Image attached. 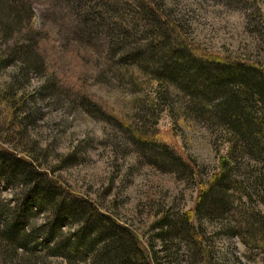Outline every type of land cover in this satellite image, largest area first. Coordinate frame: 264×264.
<instances>
[{"label":"rangeland","instance_id":"rangeland-1","mask_svg":"<svg viewBox=\"0 0 264 264\" xmlns=\"http://www.w3.org/2000/svg\"><path fill=\"white\" fill-rule=\"evenodd\" d=\"M133 19L135 28L127 24ZM159 20L199 55L264 68V0H1L0 29H14L15 38L0 34V149L33 161L66 195L131 230L144 253L157 252L162 264H205L184 235L165 243L170 253L162 251L152 226L185 214L198 224L201 184L218 171L229 135L217 122L195 117L177 88L122 68L121 55L133 50L140 60L152 52ZM24 45L40 54L30 60L39 73L18 54ZM139 137L163 138L196 173L188 176ZM238 162L235 175L242 178L244 160ZM21 187L2 186L0 198L28 206ZM44 219L36 216L35 225ZM77 229L73 223L64 233L72 237ZM202 231L211 264H264V254L227 236L225 224L204 219ZM37 249L24 260L34 255L39 264H63ZM96 250L81 264H96Z\"/></svg>","mask_w":264,"mask_h":264},{"label":"trees","instance_id":"trees-1","mask_svg":"<svg viewBox=\"0 0 264 264\" xmlns=\"http://www.w3.org/2000/svg\"><path fill=\"white\" fill-rule=\"evenodd\" d=\"M135 22L133 19L127 24L135 28ZM154 25L152 33L160 41L157 45L152 44V48L150 46L152 52L140 60L137 58L139 54L133 50L125 55L120 52L123 54L122 68L133 67V74L146 72L156 81L177 88L187 97V106L195 117L215 121L227 131L230 146L220 159L218 171L211 180L201 184L195 206L199 225L192 224L187 214L177 223L166 215L152 228L159 230L156 236L164 245L184 235L199 248L198 255L205 264H211V261L203 247L206 242L204 232L199 235L204 219L225 224L227 236H239L247 248L264 254V214L260 209L264 205V68L199 55L186 43L174 39L170 29H164L166 23L159 20ZM0 34L1 38H15L14 29L10 27L0 29ZM18 49V54L28 63L26 67H31L32 58L39 60L40 54L33 47L24 45ZM37 50L40 51V45ZM38 68L31 67L32 71L39 73ZM138 139L148 140L145 137ZM143 144L159 152V156L180 167L178 169L188 176L196 173L193 166L163 138H153ZM239 159L244 160L242 178L235 175ZM17 184L22 186L18 195L23 197L25 193L30 204L16 203L14 198L11 205L0 198V264H7L10 260L20 262L18 264H39L34 255L26 260L23 258L34 252L38 245L44 253L62 258L63 264L86 262L85 254L95 249L98 251L92 262L96 264L161 263L163 258L157 252L152 255L144 253L131 230L100 215L89 201L66 195L33 161L0 149V188ZM41 213L45 214L44 223L37 227L34 218ZM73 223L78 229L70 237L64 230ZM35 231L41 232L40 237ZM65 237L68 239L64 240ZM163 250L171 252L167 245ZM19 251L24 252V256H20Z\"/></svg>","mask_w":264,"mask_h":264}]
</instances>
